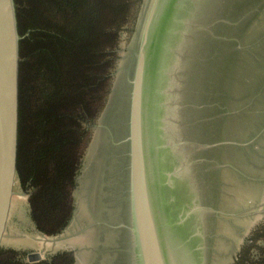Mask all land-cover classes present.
<instances>
[{
  "label": "rangeland",
  "instance_id": "rangeland-1",
  "mask_svg": "<svg viewBox=\"0 0 264 264\" xmlns=\"http://www.w3.org/2000/svg\"><path fill=\"white\" fill-rule=\"evenodd\" d=\"M153 1L136 0L133 19L120 32L110 90L84 142L70 224L59 235L39 233L30 217L29 195L17 179L1 249L22 250L27 262L33 251L43 259L71 251L74 264H117V255L128 249L130 232L122 225L130 212L126 139L131 80ZM238 1L242 7L227 5L213 16L236 19L239 27L219 23V42L207 33L198 50L186 51L192 66L180 119L194 142L214 144L197 151L205 160L198 171L199 198L214 210L203 222V264H237L246 244L253 258L264 246V0ZM183 55L181 50L177 58Z\"/></svg>",
  "mask_w": 264,
  "mask_h": 264
},
{
  "label": "trees",
  "instance_id": "trees-1",
  "mask_svg": "<svg viewBox=\"0 0 264 264\" xmlns=\"http://www.w3.org/2000/svg\"><path fill=\"white\" fill-rule=\"evenodd\" d=\"M135 2L15 0L21 36L17 179L42 234L59 235L71 222L87 131L109 93L120 32L132 21ZM251 250L246 244L237 264H264V246L255 258ZM25 254L2 248L0 264L75 263L71 251L37 263Z\"/></svg>",
  "mask_w": 264,
  "mask_h": 264
},
{
  "label": "water",
  "instance_id": "water-1",
  "mask_svg": "<svg viewBox=\"0 0 264 264\" xmlns=\"http://www.w3.org/2000/svg\"><path fill=\"white\" fill-rule=\"evenodd\" d=\"M237 1L154 0L147 15L131 80L126 139L129 146V206L132 219L128 228L130 239L134 243L137 264H196L195 260L200 252L194 241L186 234L184 226L187 222H192L189 224L191 226L196 221L197 214H202L204 219L207 214L214 211L199 198L196 173L199 170V162L195 156L198 150L202 151L214 144H198L185 135L184 129L180 132L178 142L173 146L174 150L189 148L187 150L189 154L184 156L185 169L183 170V163L178 171L181 169V174L182 170H186L191 176L199 200L185 205L181 198V187H178L179 177L166 172L167 162H170L167 160L166 152H169V155L171 152L160 137L161 105L158 85L163 73L160 67L164 55L172 51L171 37L178 35L176 33L178 25L190 23L192 26L185 35L186 41L183 44L185 53L187 50L192 52L198 50L201 47V36L208 38L207 33H211V37H216L215 39L218 38L219 42L222 38L215 34L219 23L238 26L240 21L222 18V15L220 19H215L213 14L217 11L223 13L227 5L237 7ZM188 4L192 7L190 17L187 16ZM204 15L214 18L206 19ZM20 40L15 0H0V251L10 218L17 180ZM150 45L154 47L151 52ZM188 71L185 63L181 70L185 82L180 87L182 91L178 97L180 110L183 109V90L187 83L185 74ZM180 118L181 115L179 121L183 125L184 121ZM177 163L178 161L173 165L171 163V171L176 169ZM202 225L198 234L195 232L202 254L200 264H203L204 260L206 239ZM41 259L43 256L40 251L28 254L30 263Z\"/></svg>",
  "mask_w": 264,
  "mask_h": 264
},
{
  "label": "bare ground",
  "instance_id": "bare-ground-1",
  "mask_svg": "<svg viewBox=\"0 0 264 264\" xmlns=\"http://www.w3.org/2000/svg\"><path fill=\"white\" fill-rule=\"evenodd\" d=\"M187 9H188L187 16L190 17L191 15L190 11L192 9L191 4H188ZM181 11H182V8L180 12ZM191 27L192 26L190 25V23L188 24L183 23L176 27V33L181 34V35L183 34V38L182 39L180 38L181 35L180 36L177 35L178 37L173 35L171 37L170 47L172 48L171 49L172 51H169V53H167L163 57V62L160 67L163 73H162V77L160 76V81L158 85L159 90H160V105H161L160 106L161 110L159 111V117L161 121L160 137L165 143V145H168V148L171 152V154L169 155L170 156L169 161L172 163V165L176 163V161H178L176 169L172 171H171V168L169 170L166 169V172L168 174H175L176 176L179 177L178 180L180 182L178 183V187H181V198H183L184 203L187 205H189L190 202L196 203L199 200L197 190H196V187L194 186V182L191 179V176L186 172V170L183 171L185 169L184 156L189 154V152L187 151L189 150V148L187 147V150L185 148L174 150L173 146H175L174 144L178 142L181 130H184L183 128L184 125H182V123L179 121V115H182L183 109L180 110L178 97L179 95H181L182 90H180V87L184 82L183 81L184 75H182L181 70H182V67L185 65V63L187 62L186 61L187 54L185 53V50H183L184 49L183 44L186 41L185 35L189 33ZM149 50L151 52V50H154V47L150 45ZM181 50H182V54L184 52V55L182 59H178L177 57L180 55ZM179 60H181L180 66H179ZM186 75L187 73L185 74V77ZM171 163L169 164L171 165ZM182 165H183V170L180 174L181 169L179 171L178 169ZM196 173L198 177V171ZM130 220L132 221V219ZM175 220H177V218ZM203 221L204 219H203L202 214H197L196 221L191 226L189 224L192 222H187V224L184 226L186 234H188V237L192 241H194V244L198 248V252H200L198 253L197 258L195 260L196 264H200V262L202 261V258H201L202 254H201V250H199V246H198L199 242L198 240H196V237L198 239V236L196 235V233L198 234V232L200 231ZM202 226L204 227V225Z\"/></svg>",
  "mask_w": 264,
  "mask_h": 264
},
{
  "label": "flooded vegetation",
  "instance_id": "flooded-vegetation-1",
  "mask_svg": "<svg viewBox=\"0 0 264 264\" xmlns=\"http://www.w3.org/2000/svg\"><path fill=\"white\" fill-rule=\"evenodd\" d=\"M188 57H189V54L186 56V61H187L186 65L188 66V69H189L192 66V62H191L190 59H188ZM186 82H187V80H186ZM183 125H184V123H183ZM184 133H186V132H184ZM195 156H196V159H198L199 169H200V166H202V164L204 163L205 160H204V158H202V154L195 155ZM167 160H170L169 152L167 153ZM169 163L170 162H167V166H166L167 167L166 169H168V170L171 168V165ZM185 205H187V204H185ZM207 206H210V205L208 204ZM209 214H207V215H209ZM129 225H130V212H129V219L125 222L124 225H122V228H124L127 232H129V228H128ZM129 237L130 236L127 235V238H126L127 241H128V243H127L128 249L126 251L123 250L122 251V255H117L118 253L116 254L117 257L115 259V263H117V264H137L136 257H135V247H134V244H133L132 240L131 239L129 240ZM132 247H133V249H132ZM113 251H115V252L118 251L119 252V250H117V249H115Z\"/></svg>",
  "mask_w": 264,
  "mask_h": 264
}]
</instances>
